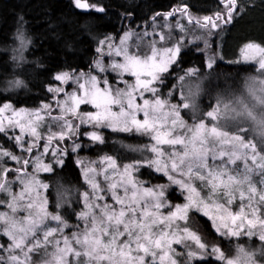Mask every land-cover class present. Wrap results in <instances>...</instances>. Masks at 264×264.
Returning a JSON list of instances; mask_svg holds the SVG:
<instances>
[{
	"label": "snow or ice",
	"instance_id": "obj_1",
	"mask_svg": "<svg viewBox=\"0 0 264 264\" xmlns=\"http://www.w3.org/2000/svg\"><path fill=\"white\" fill-rule=\"evenodd\" d=\"M74 2L80 9L104 11L102 7L83 0ZM220 2L224 6L223 13H217L215 18L197 19L195 23L209 29L219 28L217 21L231 23L233 14L238 12V0ZM177 11L183 15L187 9H174L167 16ZM192 22L189 17V23ZM132 35L126 33L120 46L114 48L115 56L123 57L122 61L114 60L109 65L110 70L121 77L119 83L124 87L113 89L107 79L103 80L102 87L96 75L82 73L73 77L68 72H61L54 79L61 84L72 81L77 88L66 93L62 87L48 89L56 95L64 93L65 98L56 101L60 115L52 116V105L49 104L31 112L17 111L10 104H4L0 107V133H7L8 127L19 128L20 135L14 139L23 151L31 153L43 138L37 131L38 122L46 118L53 120L59 131L50 130L41 156L49 153L53 140L63 141L77 135L80 125L150 135L154 143L149 150L155 158L145 160L144 165L162 173L185 191L187 203L176 205L175 210L165 214L162 210L171 207L165 199L166 185L145 187L133 176V172L138 171L135 165H124L121 171L116 161L106 156L101 161L106 162V168L88 167L84 170L85 180L92 191L83 195L86 210L77 216L82 226L77 225L76 231L65 235L64 230L69 225L62 215L47 211V201L41 199L38 191V188L46 189L47 185L27 172L29 160L21 161L12 152L0 150V160L7 157L23 165L17 169L0 168V192L9 197L7 201H0L9 209V212H0V235L9 241L7 245L0 244V250L7 253L6 258L0 255V264H34L33 257L37 255L39 264H179L176 257L180 253L173 246L185 241H193L200 250L199 253L187 251L188 260L198 256L202 259L206 245L188 227L177 223L187 221L189 209L202 212L221 235L258 236L264 242V216L261 215L264 207V149L258 150V144L253 140L225 130L220 123L227 120L248 123L251 131L259 137V143L264 145V79H250L246 84V95L217 98L215 107L205 114L210 121L217 123L208 126L204 120H198L189 125L182 118L181 109H191L196 116L199 112L196 103L199 86L190 88L179 105L157 96L154 86L161 74L167 73L176 61L180 46L158 49L156 42L150 41V55L140 56L131 53L127 47ZM160 39L165 37L160 36ZM20 41L22 50L25 47L22 34ZM108 47V54L112 55L113 45ZM241 55L245 61L258 58L259 69L264 71V47L249 43L241 50ZM212 66L213 60L209 58L208 67ZM95 67L99 72L108 70L101 60L96 61ZM125 74L134 77V83L124 80ZM16 83L19 85V81ZM145 93L152 94V98H146ZM81 105H91L96 111L81 112ZM9 112L10 115H6ZM139 114L143 119L138 118ZM69 116L79 120V124H74L67 118ZM246 130L239 128L240 132ZM25 134L32 137L27 147L22 141ZM87 137L103 143L102 136L96 131L87 133ZM79 147L76 144L73 150ZM52 155H56L55 150ZM41 156L35 158L34 171H51L49 165L43 164ZM237 162L242 166H236ZM13 170L18 173L16 179L21 185L20 191L15 193L7 180L8 172ZM99 175L104 176L106 188L98 182ZM253 176L260 177L259 187ZM197 180L201 189L207 190L205 196L193 186ZM237 200L240 202L238 210L233 211L232 205ZM20 212L24 215H18ZM48 221L56 222L57 226H50ZM211 251L223 264H258L257 253L245 247L238 246L231 257H226L217 247Z\"/></svg>",
	"mask_w": 264,
	"mask_h": 264
},
{
	"label": "trees",
	"instance_id": "obj_2",
	"mask_svg": "<svg viewBox=\"0 0 264 264\" xmlns=\"http://www.w3.org/2000/svg\"><path fill=\"white\" fill-rule=\"evenodd\" d=\"M83 2L102 7L104 11L100 12L92 8L80 10L74 0H0V107L11 104L17 109L32 110L52 103L54 93L49 92L48 89L58 84L54 79L56 74L68 72L74 75L93 72L95 63L100 57L97 49L101 42L109 39L119 41L127 32L148 30L156 22L162 23L166 17H176L181 13L177 11L174 15L167 16L174 9L186 8L185 15L188 19L191 17L192 21L202 20L204 17L215 18L216 14L222 13L224 9L220 0H83ZM238 6L243 11H240V8L233 16L231 24L217 21L220 26L228 25L217 31L214 38L220 37L228 27L238 26L244 18H240L242 14L249 16L246 22L243 21L247 25H242L243 34L253 37L257 27L261 26L264 30V0H238ZM21 34L25 40V47L22 50ZM233 35L227 39L222 37L226 57L238 55L236 49L242 39L234 40L233 42L237 43L231 48L226 46ZM260 35L257 37L261 38L260 42H264V31ZM198 46L186 42L177 62L161 79L162 82L167 83L165 86L171 90V94L179 98L184 79L203 78L204 81L199 84V90L201 88L199 102L201 109L204 110L200 118H205L204 112L216 105L218 95L226 97L236 92L240 93L250 77L258 72L253 64L222 61L209 71L206 68L205 55ZM190 72L193 74L189 75ZM60 98L61 95L57 100ZM180 101L182 104V98ZM181 113L185 119L192 120L187 110L181 109ZM81 128L77 135L81 138L78 139L80 147L77 152H71L70 145L74 139L66 138L63 143H53L55 148L66 156L61 158L63 160L61 165L56 163L59 157H52L51 172L42 174L44 183L48 185L47 198L51 209L63 210L65 215H68L67 212L75 215L76 210L81 207L80 197L87 190L82 179L81 167L76 159L98 160L110 156L116 159L118 166L123 169L124 165L139 162L138 158L126 157L122 150L123 145L138 144L148 150L152 144L149 135L135 131L117 132L105 127H100L103 143H99L82 137V134L88 130L85 127ZM0 142L8 150L16 146L3 134L0 135ZM39 146H43L42 141ZM153 158H155L154 154L149 159ZM144 161L138 165L135 178L145 187L166 185L165 199L171 209L183 204L186 201L185 193L176 185H168L165 176L145 166ZM45 163L48 164L46 157ZM63 183L76 187L79 191L80 196L76 197V200H70L71 205L72 203L74 205L71 212L69 209L71 206L67 205L68 201H59L54 197L56 187ZM68 217L73 219L70 215ZM190 218L193 229L202 240L208 245L218 246L227 257L238 247V241L234 238L216 237L211 222L201 214L193 212ZM256 242L257 239L254 238L253 243ZM177 259L181 264L185 262L181 258ZM195 264L223 263L214 258H207Z\"/></svg>",
	"mask_w": 264,
	"mask_h": 264
},
{
	"label": "rangeland",
	"instance_id": "obj_3",
	"mask_svg": "<svg viewBox=\"0 0 264 264\" xmlns=\"http://www.w3.org/2000/svg\"><path fill=\"white\" fill-rule=\"evenodd\" d=\"M240 8L241 7L238 6V12H239ZM80 10H87V9H80ZM240 11H243V9L241 8ZM223 12H224V9H223ZM236 13H234L233 16ZM246 15L247 14H244V15L242 14L241 17H240V18L244 17L239 23V24H241V23H243V24H241V25L238 24V26L235 25L232 28L228 27V29H226L221 34V36L219 35L220 37L217 36L216 38H214V34L217 31H220L221 29H224V27L226 28L228 24H223L222 26H220L219 28H216V29L201 28L194 22V21H196V19H193V22L189 23V19L186 17V15L185 14L182 15L180 13L176 17H174V16L166 17L165 19H163L162 23L156 22L152 26V28H150L148 30H143V31H140V32H127V33H132L133 34L132 37L127 41V47H128V49H129V51L131 53H135V54H138L140 56H144V55H150V48H149V42L150 41H155L156 42V46H157L158 49H163V48H166V47H172V46H175V45H179L180 46V52H181V49H182V47L184 46V44L186 42H188L189 44H193L194 43L196 45H199L198 46L199 50L205 55L207 70L211 71L220 61L225 62V63L235 62V63H240V64L241 63L253 64V65H255V68H256L258 74H253L252 77H250V79H252V78H255L257 80L264 79V71L259 69L258 58H257V60L245 61L243 59L242 55H241V50L244 49L245 46L247 44H249V43L256 44V45H259L261 47H264V42H260L261 40H259V39H261V38L257 37L258 35H260L264 31L261 26L259 28L257 27V31L254 32V36L255 37L254 36L251 37V35L243 34L241 32V30L244 27L242 25L247 26L246 24H244V22H246L249 19V16L248 15L246 16ZM181 28H183L184 30L182 31ZM144 33H148V35L144 36L143 35ZM255 34H258V35H255ZM230 35H233V36L230 37L229 44L226 45V46H228V48H231L232 45L235 46V43H237V42L234 43L233 42L234 40H240L241 41V39H242V42L241 43L239 42L240 44L238 43L239 45H238V47L236 49V53L238 55H234L232 57H226L225 54H224V49H225L224 45L225 44L222 41V37L224 36V38L227 39V38H229ZM124 36L121 39H123ZM160 36H164L165 39L161 40ZM260 36H262V35H260ZM121 39L119 41H117V40L113 41L112 39L103 41V43H101V45L99 47L100 49H102V51L99 52L100 53V57L97 60H101L103 62L105 68L108 69L107 71L99 72L98 69L94 66L93 72L88 73V74H84V75L85 76L96 75L100 79L102 87H103V80L104 79H107L109 81V84L112 86L113 89L124 87V85L119 83V80L121 79V77H119L117 75V73L111 71L110 68H109V65L111 64L112 61H114V60L122 61V59H123V57H116L115 54H114V48L120 46ZM109 44L113 45V54L112 55L108 54V52H109L108 45ZM228 50H230V49H228ZM179 55H180V53H179ZM178 57H177L176 61L173 64L170 65L169 70H170L171 66L174 65L177 62ZM209 58H211L213 60V66L211 68L208 67ZM168 73H169V71L167 73L161 74L160 79H158L155 82L154 86L157 88L156 95L159 96L162 99L168 100L170 103H174V104H178V105L181 103L180 98H182L184 95H186L190 88H196V86H194V85L197 84L199 86V84H202V82L204 81L203 78H199V79H188V78H186V79H184L183 83H182L183 89L181 91L182 92L181 93V97L178 98V97H175V95L173 96L171 94V90L166 88L165 85L167 83L166 82H162L161 78L164 77ZM80 75L81 74H74L72 76L73 77H77V76H80ZM123 79L127 80L129 83H134V77H131V76L127 75V74H125L123 76ZM57 82H58V84L56 85V87H62L64 89L65 93L66 92H72V91L76 90V88H77V85L75 83H73L72 81H69L66 84H61V82H59V81H57ZM199 94L201 95V88L198 91V95L196 96V103H197L198 108H199V112L196 114V116H193L191 109H185V110H187V112H188V114H189V116L191 117L192 120L185 119V117L183 116V113H181V116L186 121V123L189 124V125H191L194 121L204 120L206 125L211 126L212 124H215L217 122L210 121V119L207 118L206 115H204L205 118H200V116H202V113H203L204 110H202L201 107H200ZM60 95H61V98L59 100H63L65 98L64 97V93H60L59 95L54 94L53 102L49 104V105H52V116L60 115L59 109L56 106V101H57V99H58V97ZM241 95H246V85L243 87V89L241 90L240 93L236 92V93L231 94V95L226 96V97H221V95H218V98L230 99L232 97H237V96H241ZM145 97L151 99L152 98V94L145 93ZM138 102L142 103V101H138ZM11 107H12V109L17 110V111L21 110V109L14 108L13 105H11ZM214 107H215V105H214ZM41 108L42 107L37 108V109H32V110L31 109H24V110H26L28 112H31L33 110H40ZM210 110H212V109H210ZM210 110H206V112L210 111ZM80 111L81 112H94L96 110L94 108H92L91 105H81ZM206 112H204V113L206 114ZM6 115H10V112L6 113ZM67 118L68 119H72V122L74 124H79V120L74 119L71 116H69ZM138 118L139 119H143L142 114H139ZM38 123H39V127L37 128V131L41 135V137H43V138L38 141V146L34 147L33 148L34 150H32L31 153L23 151L21 149V147L17 145L14 137L20 135V130H19V128H12V127H8L7 128V133H0V135L3 134L4 137L6 136L8 138V140L10 142H14L16 146H14L13 149H11V150L9 149L8 150V149L4 148L3 145L0 142V150H7V151L12 152L14 155H16L17 157L21 158V161L23 159H28L30 163L27 166V172L30 175H34L36 177V179L41 182V184H46V183H44V181L42 179V174L50 173L51 171H44L42 169L39 170V171H34L35 158L37 156H41V153L43 152V146H44V144L47 141V137L50 134V130L58 132L59 131V127L57 126L56 122H54L53 120H51L49 118H46L44 121L38 122ZM220 123L222 124V126L224 127L225 130H228V131H230L232 133H238V134L244 136L246 140H253V142L258 144V150L264 149V145H261L259 143V137H257L251 131V125L250 124L245 123V122L231 121V120L221 121ZM81 127H85L88 130L87 132H84L82 134V137L84 136V137L88 138L87 137V133H90L92 131H96L97 133H99L102 136L100 127H93L91 125H80L79 129ZM240 127H244L247 130L244 131V132H240L239 131ZM108 129L112 130L111 128H108ZM79 132H80V130H79ZM79 132H78L77 135H79ZM117 132H120V131H117ZM77 135L71 136L69 138L70 140L74 139L72 143L69 142V143H71L70 146H72L71 147V152L72 153H76L77 152L78 148H76L75 150H73V149H74V146L76 144L80 143L78 141V139H81V138H79ZM145 135H147V134H145ZM69 139H67V140L70 141ZM31 140H32V137L30 135H28V134H25L22 137V141H23L25 147H27V145L29 143H31ZM41 141H42V145L43 146H39ZM55 142L63 143L64 140L63 141L53 140L52 145L49 148V153L41 156V160H42L43 164H47V163H45V157H46V160L48 162L47 165H49V166L51 164H53L52 163V157L53 158L59 157V159L56 161V163L58 165L63 164V160H61V158L65 157L66 155L61 154L59 152L58 148H55V146L53 145V143H55ZM153 143H154V141H152V144ZM163 147L167 148V146H163ZM53 150L56 151V155L55 156L52 155V151ZM122 150L125 152L124 154L126 155V157L133 158V159L134 158H138L139 159L138 163L130 164V165H135L136 167H138V165H141L142 161L149 159L152 156V154H153L149 149L145 150L141 145H138V144H129V145L126 144V145H123ZM76 160H77L78 164L81 167L82 179H83V182L85 183V185L87 187V190H85L82 193V196L80 197V200H81L80 209L74 208V210L77 209L76 212H75V215H72L69 212L66 213V214L72 216L73 219L68 217V215H65L62 212L63 210L59 211L60 209L57 208V211H55V210L51 209L49 201H48V198H47V191H48V185L47 184H46L47 185L46 189L45 188H38V191L40 193L41 199H44V200L47 201V204H46L47 211L49 213H52V214H60V215H62L63 219L68 223L69 227L64 230V234L65 235L70 234L72 231H76L77 230V228H76L77 225H81L82 226V222L77 219V216H78V214L81 211H85L86 210L85 209L84 200H83V195L85 193H91V191H92L90 185L85 180L84 170L86 168H88V167L96 168L98 170L107 167L106 162L105 163H101L103 158L98 159V160H90L89 158H86V159L79 158V159H76ZM114 160L116 161L117 167L122 171L123 169L118 166V161L116 159H114ZM58 161H62V163H60ZM22 166H23L22 163L18 164L16 161H13V160H11V159H9L7 157H5L4 159L0 160V168L17 169V168H21ZM236 166H238V167L242 166L241 162H237ZM108 171L111 172L112 170L109 169ZM156 173L162 174L160 172H156ZM17 175H18V173L16 171H14V170L13 171H9L8 174H7V180L10 182V187H11V189H12V191L14 193L15 192H19L20 188H21V185L19 184V182L16 179ZM89 175H92V173H89ZM135 175L136 174H135V171H134L133 172V176L136 177ZM10 176H11V178H10ZM177 178L179 179L180 177L177 176ZM165 179L167 180L168 185H170V186L171 185H175V184H172L171 181H169L166 176H165ZM253 179H254V181L257 182V186L259 187L258 181L260 180V177L259 176H253ZM97 180L101 184L102 188H106L107 185H106V182L104 180V176L103 175H99L97 177ZM138 181H140V180H138ZM157 186L158 185H155L152 188H155ZM176 186H178V185H176ZM193 186L197 188V191H199L201 193V196H205L207 194V190L206 189H201L200 182L198 180L194 181ZM165 192H166V189H165ZM183 192L185 193V195H187V193L185 191H183ZM78 196H80L78 189L76 187H73V186H71L69 184H65V183L58 185L56 187V192L54 193V197L56 199H59V201L60 200L68 201L67 205L71 206V208H69L70 212L73 211L72 209L74 207L73 203L71 205V201L70 200H72V199L76 200V197H78ZM8 199H9V197L5 193L0 192V201H7ZM108 202L111 203L110 197L108 198ZM185 203H187V201H185L183 204H185ZM239 203H240L239 200L234 202V204L232 205V210L233 211L238 210ZM183 204H181V205H183ZM166 209H168V211H165ZM172 210H175V208H172V209L171 208H165L162 211L165 214H167L169 211H172ZM0 212H9V209L6 206V203H0ZM60 212H62V213H60ZM193 212H196V213L201 214L202 216H204L202 212L196 211L195 209H189L187 221H178L177 223H179L181 227H188L191 232H193L194 234L199 236V234L193 229V227L191 225V222H190L191 221L190 215ZM18 215L23 216L24 213L20 212V213H18ZM261 215L264 216V207H262V209H261ZM204 217L208 221L211 222L212 229H213V234L216 237L234 238L235 241H238L237 242L238 246L245 247V248H247L249 250L255 251L257 253L256 259L258 261V264H264V242L260 241L258 239V236L247 237L245 235H241L239 237H231V236H227V235H221L220 232L216 231V227L213 224V222L211 220H209L208 217H206V216H204ZM48 224L50 226H52V227H56L57 226L56 222H53V221H48ZM254 238L257 239L256 244L253 243V239ZM200 239H201V242H203L206 245V248L204 250L205 254L203 255L202 259L199 258V256H198L197 258H193L191 260H188L187 255H186L187 251L191 250V251H197L198 253L200 252V250L195 246V243L193 241H185L184 244L174 245L173 247L176 249V251L178 253H180V255L178 257H176V258H181L183 261H185L183 264H195L197 261H202V260L207 259V258H214L215 260H217L215 255L212 253L211 249L213 247H217V248H219V247L216 246V245H211V244L208 245L205 241L202 240L201 237H200ZM239 240L244 242L245 244L242 243V242L239 244V242H240ZM8 243H9V241H8L7 237L3 236V235H0V244L7 245ZM185 244H187L188 247H185ZM229 254H230L229 257H231V256H233L235 254V251H232ZM0 255L4 256L5 258L7 257V253L4 252L3 250H0ZM33 260H34V264H39L40 257L38 255L34 256ZM218 262L223 263L222 261H218ZM179 264H181V263L179 262Z\"/></svg>",
	"mask_w": 264,
	"mask_h": 264
}]
</instances>
